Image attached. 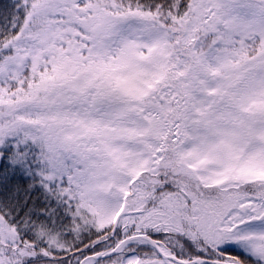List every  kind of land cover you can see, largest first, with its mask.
<instances>
[{
  "label": "snow or ice",
  "instance_id": "snow-or-ice-1",
  "mask_svg": "<svg viewBox=\"0 0 264 264\" xmlns=\"http://www.w3.org/2000/svg\"><path fill=\"white\" fill-rule=\"evenodd\" d=\"M0 264H264V0H0Z\"/></svg>",
  "mask_w": 264,
  "mask_h": 264
}]
</instances>
